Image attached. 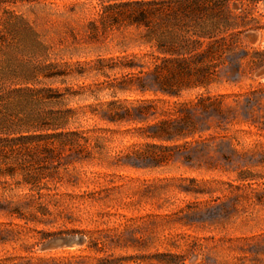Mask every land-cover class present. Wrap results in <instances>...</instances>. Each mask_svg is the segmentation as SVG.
<instances>
[{"label": "rangeland", "instance_id": "374dc122", "mask_svg": "<svg viewBox=\"0 0 264 264\" xmlns=\"http://www.w3.org/2000/svg\"><path fill=\"white\" fill-rule=\"evenodd\" d=\"M101 2L0 0V111L21 126L0 155V264H264V0L230 1L250 29L178 95L157 42ZM72 130L88 139L20 138ZM68 235L84 242L47 246Z\"/></svg>", "mask_w": 264, "mask_h": 264}, {"label": "trees", "instance_id": "16d2710c", "mask_svg": "<svg viewBox=\"0 0 264 264\" xmlns=\"http://www.w3.org/2000/svg\"><path fill=\"white\" fill-rule=\"evenodd\" d=\"M230 1L102 0L101 10L105 23L146 29L148 41L155 40L158 45V53L154 54L157 60L154 63L153 74L160 81L162 92L178 95L184 86L208 85L215 57L226 46L233 44L238 34L250 29L244 18V8L239 7L242 13H234ZM70 112L69 109L58 116L56 119L59 122L53 124L51 128H65L69 122ZM176 112L174 109L168 113L176 115ZM181 120L183 121V117ZM171 122L173 121L165 119L155 127L164 130ZM20 129L21 126L14 125L7 114L0 111V155L6 152L5 149L18 150L15 144L21 139L9 138L6 134ZM64 135L88 139L81 132L74 130L47 132L40 136L24 135L20 138L26 140L36 138L38 142L57 138L64 143L61 139ZM151 137L161 136L154 134ZM75 141L80 144L77 139Z\"/></svg>", "mask_w": 264, "mask_h": 264}, {"label": "water", "instance_id": "95a60500", "mask_svg": "<svg viewBox=\"0 0 264 264\" xmlns=\"http://www.w3.org/2000/svg\"><path fill=\"white\" fill-rule=\"evenodd\" d=\"M84 242V237L80 235H68V236H61L51 240L48 243V247H55L61 245L73 246L75 244H81Z\"/></svg>", "mask_w": 264, "mask_h": 264}]
</instances>
